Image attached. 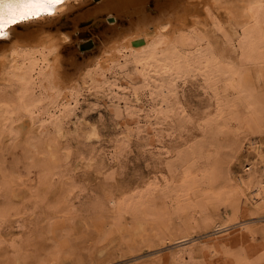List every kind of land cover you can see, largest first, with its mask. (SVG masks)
Here are the masks:
<instances>
[{
  "label": "rangeland",
  "instance_id": "rangeland-1",
  "mask_svg": "<svg viewBox=\"0 0 264 264\" xmlns=\"http://www.w3.org/2000/svg\"><path fill=\"white\" fill-rule=\"evenodd\" d=\"M86 8H72L59 24L74 31L78 21L80 31L90 34L81 40L104 41L111 32L99 36L103 22L100 29L92 27L82 16ZM245 18L235 15L231 24L246 28ZM218 20L231 35L226 19ZM121 23L127 27L130 21ZM209 28L196 31L208 55L213 51L220 61L210 71L203 68L204 84L201 73L186 74L181 102L164 125H156L162 128L144 122L124 140L113 109L91 95V103L82 102L78 126L70 123L65 135L31 132L24 112L14 113L9 129L0 127V264H264V199L255 204L238 179L246 159L255 156L251 140L264 143V134L253 136L248 129L245 117L251 111L243 87L227 83L223 72L235 65L242 82L254 88L253 101L264 107V61H240ZM63 50L61 85L87 94L81 82L69 81L76 78L70 75L72 60L88 59L91 51L82 54L73 45ZM1 86L14 100L22 91L18 84ZM93 126L98 136L89 132ZM117 151V159L110 160ZM216 223L228 226L221 231ZM242 224L257 236L244 239ZM221 236L229 246L210 252L206 245ZM182 249L185 259L174 261Z\"/></svg>",
  "mask_w": 264,
  "mask_h": 264
},
{
  "label": "bare ground",
  "instance_id": "bare-ground-1",
  "mask_svg": "<svg viewBox=\"0 0 264 264\" xmlns=\"http://www.w3.org/2000/svg\"><path fill=\"white\" fill-rule=\"evenodd\" d=\"M22 2L0 0V13H6L8 5ZM86 5L82 16L92 27L98 26L97 29L103 22L105 29L99 36L110 31L112 38L107 35V41L106 36L104 41L98 36L81 40V36L90 34L87 30L80 31L78 21L73 24L74 31L62 28L59 20L63 14ZM235 15L245 16L248 26L231 24ZM217 16L229 23L231 35H227ZM124 20L130 21L127 27L120 24ZM205 26H210L207 32L218 35L219 42L229 45L240 61H264V0H63L53 15H41L12 25L7 37L0 39V115L4 119L0 127L9 129L14 113L24 112L30 118L31 132L46 136L54 130L65 135L70 123L78 126L82 102L91 103V95L113 109L124 140H130L144 122L152 129L162 128L156 125H162L173 105L181 102L179 92L186 74L201 73L200 81L204 84L208 77L203 68L210 67V71L220 61L215 52L208 55L201 44L196 28ZM69 45L76 46V51L82 54L91 51L88 59L72 60L75 71H69L76 77L69 83L81 82L87 94L77 88L64 90L61 85L65 69L61 52ZM226 57L231 59L232 55ZM223 72L227 73V83L237 81L243 87L246 109L251 111V116L245 117L248 129L253 136L264 134V107L253 101L254 88L242 82L243 75L235 65L223 68ZM1 83L21 85L18 98L9 97ZM89 132L99 134L96 126ZM36 142L30 139L32 146H36ZM52 142L49 139L47 147L51 157L56 159ZM250 146L255 156L246 159L245 171L238 179L257 204L264 199V143L254 138ZM117 155L118 151L108 157L117 159ZM91 161L95 163L94 159ZM169 166L172 170L173 165ZM169 190L178 192L177 189ZM162 194L164 191L160 196ZM109 201L118 205L114 197ZM227 226L228 223L215 224L221 231ZM239 231L244 239L257 236L244 224ZM227 239L221 236L206 246L210 252H218V248L229 246ZM184 257L182 249L173 259L181 261Z\"/></svg>",
  "mask_w": 264,
  "mask_h": 264
},
{
  "label": "snow or ice",
  "instance_id": "snow-or-ice-1",
  "mask_svg": "<svg viewBox=\"0 0 264 264\" xmlns=\"http://www.w3.org/2000/svg\"><path fill=\"white\" fill-rule=\"evenodd\" d=\"M63 0H23L16 5H8L6 13H0V39L8 35V28L21 21L38 18L41 15H53Z\"/></svg>",
  "mask_w": 264,
  "mask_h": 264
},
{
  "label": "water",
  "instance_id": "water-1",
  "mask_svg": "<svg viewBox=\"0 0 264 264\" xmlns=\"http://www.w3.org/2000/svg\"><path fill=\"white\" fill-rule=\"evenodd\" d=\"M91 39H92L91 37L87 38V40H91ZM83 46H84V44H83Z\"/></svg>",
  "mask_w": 264,
  "mask_h": 264
}]
</instances>
